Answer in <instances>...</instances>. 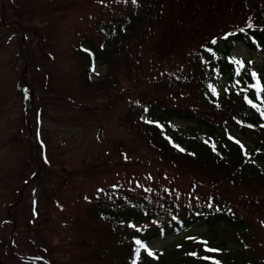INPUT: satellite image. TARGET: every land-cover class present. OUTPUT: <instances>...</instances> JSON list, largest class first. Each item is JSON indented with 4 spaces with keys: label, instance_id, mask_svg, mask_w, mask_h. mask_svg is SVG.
Wrapping results in <instances>:
<instances>
[{
    "label": "trees",
    "instance_id": "16d2710c",
    "mask_svg": "<svg viewBox=\"0 0 264 264\" xmlns=\"http://www.w3.org/2000/svg\"><path fill=\"white\" fill-rule=\"evenodd\" d=\"M82 1L97 8L70 48L81 87L104 111L122 102L118 120L127 132L136 130L152 156L215 193L184 200L121 186L98 190L86 206L95 225L74 242L89 249L79 260L143 264L137 251L149 241L198 225L215 237L156 253L157 264H264V251L252 246V219L264 211V0ZM238 44L263 52L257 76L234 72L229 56ZM92 61L106 68L96 82ZM217 74L227 79L220 96L209 88ZM47 81L52 88L49 75ZM171 120L196 126L206 139L185 138L169 128ZM238 136L249 142L247 151ZM224 192L239 194L235 206ZM220 231L236 235L237 245L228 247Z\"/></svg>",
    "mask_w": 264,
    "mask_h": 264
},
{
    "label": "rangeland",
    "instance_id": "374dc122",
    "mask_svg": "<svg viewBox=\"0 0 264 264\" xmlns=\"http://www.w3.org/2000/svg\"><path fill=\"white\" fill-rule=\"evenodd\" d=\"M82 3L0 0V10L8 15L4 20L0 13V264H83L79 258L89 249H78L74 242L80 231L95 225L87 216V196L107 187L184 200L215 193L152 156L136 130L127 132L130 126L118 120L122 102L104 111L97 96L81 87L70 48L97 8ZM230 59L240 65L239 76L257 74L263 65L262 53L242 45L232 50ZM105 73V67L92 63L91 81ZM45 74L52 88L43 85ZM225 86L222 74L212 78L215 94ZM168 125L187 139L207 137L190 123L171 120ZM238 137L247 151L249 142ZM179 148L186 151L185 145ZM222 197L234 206L239 200L238 193L224 192ZM243 200L249 207L252 200L247 195ZM261 213L252 219V246L264 251ZM211 237L205 227L193 225L148 242L137 254L146 256L143 264H157L156 253L187 242L193 247ZM220 238L228 247L237 245V236L229 231H220Z\"/></svg>",
    "mask_w": 264,
    "mask_h": 264
},
{
    "label": "snow or ice",
    "instance_id": "6c2138e0",
    "mask_svg": "<svg viewBox=\"0 0 264 264\" xmlns=\"http://www.w3.org/2000/svg\"><path fill=\"white\" fill-rule=\"evenodd\" d=\"M253 75H255V73H253Z\"/></svg>",
    "mask_w": 264,
    "mask_h": 264
},
{
    "label": "water",
    "instance_id": "95a60500",
    "mask_svg": "<svg viewBox=\"0 0 264 264\" xmlns=\"http://www.w3.org/2000/svg\"><path fill=\"white\" fill-rule=\"evenodd\" d=\"M122 159H123V157H122Z\"/></svg>",
    "mask_w": 264,
    "mask_h": 264
}]
</instances>
